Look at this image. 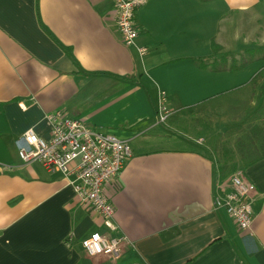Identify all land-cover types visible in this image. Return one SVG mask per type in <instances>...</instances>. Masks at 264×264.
<instances>
[{"label": "crops", "instance_id": "crops-1", "mask_svg": "<svg viewBox=\"0 0 264 264\" xmlns=\"http://www.w3.org/2000/svg\"><path fill=\"white\" fill-rule=\"evenodd\" d=\"M260 1L230 0L225 9V0H147L137 12L138 42L149 48L141 57L122 41L114 0H0V264H264V158L244 170L255 220L243 231L215 207L218 162L203 137L184 133L183 118L208 115L225 94V75H239L232 82L240 87L260 72L259 59L233 71L225 54L212 55L214 41L224 53L232 46L226 12H252ZM161 89L175 110L165 126ZM59 109L131 144L105 188L117 234L129 239L118 260L84 248L105 228L67 179L19 155L23 132L50 137L48 114ZM171 125L185 138L173 137Z\"/></svg>", "mask_w": 264, "mask_h": 264}, {"label": "built area", "instance_id": "built-area-1", "mask_svg": "<svg viewBox=\"0 0 264 264\" xmlns=\"http://www.w3.org/2000/svg\"><path fill=\"white\" fill-rule=\"evenodd\" d=\"M147 0H114L117 25L123 43L136 47L141 57L149 48L138 42L137 12ZM158 122L166 124L175 114L169 106V93L160 90ZM51 135L41 136L35 128H28L18 138L19 155L26 164L41 163L49 172H59L71 184L82 204L90 205L99 213L104 231H96L84 239L83 246L89 255H108L118 260L128 237L119 232L116 221L117 208L106 193V185L115 181L127 160L132 147L112 132L94 129L87 121L69 116L59 109L48 114ZM254 185L237 170L225 180L216 183L215 207L224 208L238 227L251 232L254 225V209L251 191Z\"/></svg>", "mask_w": 264, "mask_h": 264}, {"label": "rangeland", "instance_id": "rangeland-1", "mask_svg": "<svg viewBox=\"0 0 264 264\" xmlns=\"http://www.w3.org/2000/svg\"><path fill=\"white\" fill-rule=\"evenodd\" d=\"M228 1L230 0H225V9L228 7ZM256 5H259L258 8H253L252 12L244 13L242 10L226 12L225 30L227 29L229 32L228 35H230V37H228V40L231 41L232 46L230 51L227 49L225 52H230L227 61L228 66L232 64L239 66L245 62L247 63L248 61L259 59V71L261 73L253 75V80L250 81L251 83H249V85H243L240 87L235 86L236 84H233L232 82L237 81V74L225 75V77H230L225 84V94L209 103L212 104V106L208 111V115L198 117L200 116L198 112H195L194 114L192 111H187L183 116L185 121L184 125L188 127V129L185 128L187 132L184 133H188L193 137V139L203 137L198 141L201 142L203 146L206 144L210 146L212 152L214 151V154L212 153V157L217 160L218 165L223 163L225 160H229V164L233 168V170L229 173L230 175L236 170L243 169L244 164V160L240 156L239 152H237V150L235 151L236 140L242 132V129L239 127V123L242 119L239 117L238 112L235 113L233 110L235 104L234 101L236 99L244 100L246 103L249 102L254 106V111L261 110L264 105V0H261ZM259 23H261V25ZM235 36H237L238 41L233 42V38ZM245 38H250V40L254 43L259 45L261 44L262 50L259 51L258 46H254V43L250 44V49L242 48L241 45H244ZM245 47H249V45H246ZM237 77H239V75H237ZM220 104L225 105V141H223L221 137L222 128L220 123L222 118L220 115L222 112H220ZM240 113H244V110ZM263 114L264 111L262 112V115ZM162 126L165 125L163 124ZM170 133L173 137H179L181 139L185 138L182 131L178 130L176 126L171 125ZM200 133H203V135ZM193 139L190 138L187 140L194 143ZM213 145L219 147L220 153L212 149ZM224 146L225 151L223 150Z\"/></svg>", "mask_w": 264, "mask_h": 264}, {"label": "trees", "instance_id": "trees-1", "mask_svg": "<svg viewBox=\"0 0 264 264\" xmlns=\"http://www.w3.org/2000/svg\"><path fill=\"white\" fill-rule=\"evenodd\" d=\"M213 51V56L225 54V65H227L229 53L222 52L221 46L215 41L213 43ZM212 55L207 58H203V61L210 59ZM237 66L232 64L229 69L236 71L239 69ZM234 102L235 104L233 110L235 113L238 112L239 117L242 119L239 123V127L240 129H242V132L236 140L235 151L237 150V152H239L240 156L243 158L244 164L243 169L241 170H245L250 165L264 158V114L262 115V112L264 111V105L262 106L261 110L254 111V106L249 102L246 103L244 100L236 99ZM243 110L244 113H240ZM223 150L225 151V146L223 147ZM216 151L220 153L219 147H217ZM232 170L233 168L229 164V160H225L219 165L220 179L229 177V173ZM234 172H232V174Z\"/></svg>", "mask_w": 264, "mask_h": 264}]
</instances>
